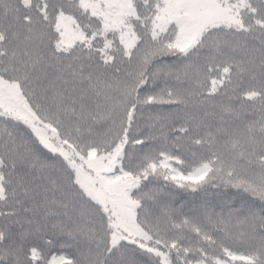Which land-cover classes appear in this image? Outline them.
<instances>
[{"label": "snow or ice", "instance_id": "1", "mask_svg": "<svg viewBox=\"0 0 264 264\" xmlns=\"http://www.w3.org/2000/svg\"><path fill=\"white\" fill-rule=\"evenodd\" d=\"M0 264H264V0H0Z\"/></svg>", "mask_w": 264, "mask_h": 264}]
</instances>
